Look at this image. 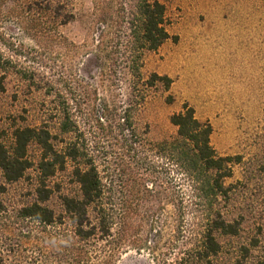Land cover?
I'll list each match as a JSON object with an SVG mask.
<instances>
[{"label":"rangeland","instance_id":"1","mask_svg":"<svg viewBox=\"0 0 264 264\" xmlns=\"http://www.w3.org/2000/svg\"><path fill=\"white\" fill-rule=\"evenodd\" d=\"M95 1H110L107 17L120 24L124 18L113 10L127 12L139 0H0V137L9 148L16 128L37 127L50 131L58 150L71 139L84 142L99 156L101 177L115 181L124 230L116 264H159L183 251L189 218L177 202L170 204L163 169L156 192L144 193V187L155 189L153 176L111 127L113 102L128 97V87L109 88L101 75L104 61L94 58L98 34L107 29L92 25ZM157 1L165 7L170 38L144 53L141 72L144 79L167 76L171 84L166 90L157 81L146 91L134 114L135 129L151 143L172 138L176 127L169 118L185 104L210 123L216 153L240 157L223 181L231 187L229 200L220 202L226 218L240 227L234 236L215 234L221 249L214 264H259L264 262V0ZM109 23L107 40L115 43L116 25ZM64 103L83 135L60 131ZM39 155L30 144L28 157L34 161ZM73 172L68 163L48 183L55 191L48 205L55 210L58 195H79ZM36 185L31 168L23 179L4 183L0 199L22 205L32 200ZM18 229L0 232L1 244L21 249H3L8 264H58L40 250L42 235L27 240L25 226ZM27 244L33 246L29 253L22 251Z\"/></svg>","mask_w":264,"mask_h":264},{"label":"trees","instance_id":"2","mask_svg":"<svg viewBox=\"0 0 264 264\" xmlns=\"http://www.w3.org/2000/svg\"><path fill=\"white\" fill-rule=\"evenodd\" d=\"M107 2L104 5L102 1H95L93 5L92 25L107 27L105 32L103 29L98 34L96 48L99 55L94 58L104 61L101 75L105 76L109 88L120 89L121 84L128 87V97L113 102L112 114L109 113L111 127L128 151L142 162L145 171L152 174L153 181L150 182L155 189L144 187V193L156 192L158 181L161 182L158 174L163 169L170 204L174 207L177 202L189 218L183 251L158 262L214 264L221 249L215 234L234 236L240 227L239 222L226 218L220 204L229 200L231 187H225L223 181L231 177V165L238 163L240 157L218 155L210 144V123L198 120L194 109L187 104L169 118L176 127V135L172 138L151 143L135 129L134 114L146 91L157 81L162 82L166 90L171 84L167 76L153 74L144 79L141 72L144 53L157 50L170 38L169 21L162 3L139 0L127 12L123 8L118 12L113 10V14L124 18L119 24L117 20L108 19L107 11L111 14L113 5ZM122 13L126 14L121 17ZM109 22L116 25L113 29L116 31L115 43L107 40L112 32ZM121 24L124 29H116ZM108 47L109 52L106 51ZM61 114V132L83 135L67 103ZM101 119L98 117L96 122ZM13 139L12 146L7 148L0 137V192L4 191V183L23 179L31 168L37 173V185L32 200L22 205L10 206L0 199V232L6 228L20 230L18 228L24 225L23 238L28 240L34 233L42 235L45 244L39 245L40 250L50 253L49 258L58 264H116L117 254L124 245L123 222L114 192L115 181L110 175L105 179L101 177L99 156H94L84 142L79 144L72 139L64 149L58 150L46 128H16ZM30 144L40 150L34 161L28 157ZM153 158L163 160L164 165L160 166ZM68 163L74 165L73 176L79 186V195H58L55 210L48 205L55 193L48 183ZM28 245H23L22 251L29 253L33 249ZM6 247L7 252L21 250L18 245L0 243V264H8L2 255Z\"/></svg>","mask_w":264,"mask_h":264}]
</instances>
